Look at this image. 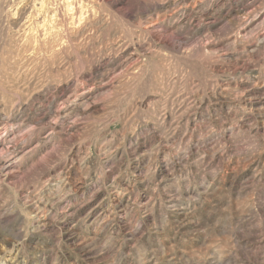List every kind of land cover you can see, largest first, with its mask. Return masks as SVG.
<instances>
[{"label": "rangeland", "instance_id": "obj_1", "mask_svg": "<svg viewBox=\"0 0 264 264\" xmlns=\"http://www.w3.org/2000/svg\"><path fill=\"white\" fill-rule=\"evenodd\" d=\"M68 4L0 0V264H264V0Z\"/></svg>", "mask_w": 264, "mask_h": 264}, {"label": "bare ground", "instance_id": "obj_2", "mask_svg": "<svg viewBox=\"0 0 264 264\" xmlns=\"http://www.w3.org/2000/svg\"><path fill=\"white\" fill-rule=\"evenodd\" d=\"M35 1V0H34ZM64 1H66V0H64ZM70 4H68V5H71V6H74V5H72L73 4V1H76L77 2V0H67ZM82 2V1H81ZM75 3V2H74ZM43 5V1H41L40 3H39V6H42ZM80 5V4H79ZM71 8V7H70ZM72 11V10H71ZM70 14V13H69ZM73 20V19H72ZM71 22V21H70Z\"/></svg>", "mask_w": 264, "mask_h": 264}]
</instances>
